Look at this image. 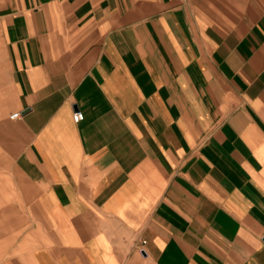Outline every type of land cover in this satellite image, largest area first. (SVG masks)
<instances>
[{"label": "crops", "instance_id": "obj_1", "mask_svg": "<svg viewBox=\"0 0 264 264\" xmlns=\"http://www.w3.org/2000/svg\"><path fill=\"white\" fill-rule=\"evenodd\" d=\"M0 173V264H264V0H0Z\"/></svg>", "mask_w": 264, "mask_h": 264}, {"label": "rangeland", "instance_id": "obj_2", "mask_svg": "<svg viewBox=\"0 0 264 264\" xmlns=\"http://www.w3.org/2000/svg\"><path fill=\"white\" fill-rule=\"evenodd\" d=\"M11 189L5 185L4 175L0 173V263L4 261L10 244L20 240L27 220L22 197L16 192L12 196Z\"/></svg>", "mask_w": 264, "mask_h": 264}, {"label": "built area", "instance_id": "obj_3", "mask_svg": "<svg viewBox=\"0 0 264 264\" xmlns=\"http://www.w3.org/2000/svg\"><path fill=\"white\" fill-rule=\"evenodd\" d=\"M19 116H20L19 112H16L13 115H11L12 118H17ZM72 118H73L74 122H80V121L83 120L84 115H83V113L81 111H76V112L73 113Z\"/></svg>", "mask_w": 264, "mask_h": 264}]
</instances>
